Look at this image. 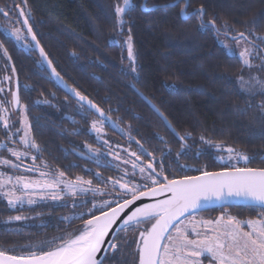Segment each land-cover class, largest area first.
Listing matches in <instances>:
<instances>
[{"label": "trees", "instance_id": "16d2710c", "mask_svg": "<svg viewBox=\"0 0 264 264\" xmlns=\"http://www.w3.org/2000/svg\"><path fill=\"white\" fill-rule=\"evenodd\" d=\"M130 1L120 27L115 9L124 0H0V75L12 70L10 58L31 140L39 146L37 161L73 180L105 182L117 174L75 155L102 146L90 131L95 115L53 80L19 11L56 72L115 123L116 127L104 125L110 143L152 157L169 179L231 168L219 156L227 148L249 158L242 167L264 168V0H189L187 12L204 8V22L198 14L181 19L185 1L148 12L141 9L143 0ZM175 1L147 0V6ZM10 17H16L27 44L6 31ZM211 21L221 33H244L258 45L262 63L245 68L239 56L228 54L219 43L218 37L224 35L206 24ZM129 37L135 72L123 45ZM134 87L163 113L183 141ZM102 198L65 196L15 210L0 196V250L23 255L44 241L78 234L88 210ZM222 212L243 221L264 218L259 207L242 205L199 214L217 218ZM82 213L83 219L75 218ZM16 215L23 219L14 220ZM149 226L130 225L119 231L116 249L102 264H139L137 237Z\"/></svg>", "mask_w": 264, "mask_h": 264}, {"label": "snow or ice", "instance_id": "6c2138e0", "mask_svg": "<svg viewBox=\"0 0 264 264\" xmlns=\"http://www.w3.org/2000/svg\"><path fill=\"white\" fill-rule=\"evenodd\" d=\"M124 3L125 7L117 6L115 9L118 17L128 10L129 0H124ZM187 7L186 0L181 15L190 18ZM197 14L203 16L202 7L191 15ZM3 15L7 16L8 13L3 12ZM23 23L27 25L28 19L26 18ZM117 23L122 27L124 21L120 18ZM210 23L214 25V21ZM206 26L201 23V27ZM28 32H32L31 26L28 27ZM16 33V38L20 39L18 29ZM239 36L243 38L244 33H240ZM32 39H36L34 34ZM40 51L42 56L45 55L42 48ZM5 55H7L6 50ZM244 55L245 53L242 52L241 56ZM128 58L133 62L132 71L135 72L131 37L128 41ZM245 63L247 64V60ZM52 71L55 72V69L53 68ZM2 91L3 89H0V92ZM75 95L80 101L88 100L79 92ZM13 99L19 104L18 93L13 94ZM88 104L96 108L101 122L108 119L103 110L92 104V101L88 100ZM7 126L5 120V127ZM92 127L100 131L97 122H94ZM27 137L28 125L25 118L23 137L25 144L29 142ZM31 146L39 150V146L34 142ZM9 151L19 159L21 155L19 152L11 149ZM227 151L232 153L233 149L229 148ZM132 155L136 154L132 153ZM241 158L245 161L249 159L247 156ZM35 159L36 157H33V160ZM0 162L5 165L11 163L9 160ZM136 167L137 165L133 163V169ZM139 171L144 183H132L131 180L121 183L116 180L113 182V188L119 185L123 190L119 199L105 201L100 205L93 204V208L88 210L86 219H83V213L75 217L83 219V227L78 234L68 233L66 237H60L58 242L55 238L52 241H44L36 246V250H29L23 255H12L6 250H0V264H102L98 254L107 252L109 247L113 250L117 247L112 242L110 233L124 231L130 225L143 224L151 226L139 232L137 242L139 264H203L204 259L208 260V264H264V218L240 221L236 217L221 214L216 220L195 223L191 220L185 223L184 219L214 200L226 201L229 198L250 201L253 207L264 210V168L233 166L225 167L221 171H203L198 176L186 175L172 179L163 174V167L160 172H156L153 162H149L146 167H140ZM59 176L63 177L64 173L60 172ZM76 181L88 185L92 183L90 180L84 181L82 177H77ZM17 183L22 184L24 190L33 188L44 190L53 189L61 182H30L24 177H19ZM77 183L65 182L64 189L75 196ZM79 190L84 191L83 188ZM25 194L31 195L27 191ZM5 195L9 197V205L22 202V197L16 196L15 192H8ZM57 198L53 193L52 199ZM33 202L32 199L28 201L29 204ZM14 219L20 220L21 217L17 216ZM196 223L201 224L205 231H198ZM189 224H193L191 230ZM116 225L119 227L114 228ZM245 227L250 230L246 231Z\"/></svg>", "mask_w": 264, "mask_h": 264}, {"label": "rangeland", "instance_id": "374dc122", "mask_svg": "<svg viewBox=\"0 0 264 264\" xmlns=\"http://www.w3.org/2000/svg\"><path fill=\"white\" fill-rule=\"evenodd\" d=\"M131 5V1L129 0V7ZM120 7H125V3L123 2L122 5H118ZM117 7V6H116ZM128 7V8H129ZM117 15V14H116ZM123 14H121L120 17L117 16V21L118 19L122 18L123 19ZM19 30L18 35L20 36V39H17V33L16 30ZM10 34H12L15 39L17 40L18 43H24L27 44L26 42V34L24 33V31L22 30V28L20 27V25L16 26V28H12L10 31ZM128 41L129 38L124 40L123 45L126 47L127 49V54H128ZM218 41L219 43L224 47V49L227 51L228 54L231 55H237L240 57L241 61L243 62V65L245 68H252V67H258L259 64L262 63V57L259 56V47L256 43H254L253 41H251L248 38H239L237 40H231L227 37L224 36H219L218 37ZM245 53L244 56H241V53ZM245 60H247V64L245 63ZM82 104V103H81ZM83 105V104H82ZM18 120H17V128H16V133L17 136L15 138V142L17 143L16 148L13 149V151L19 152L21 155L19 157V159L16 156L12 155V152H9V155H5L4 153L0 152V161L2 160H9L11 163L10 164H3L2 162H0V195L7 199V201L9 200V197L7 195H5V193L8 192H15L16 196H20L22 197V202H16L14 205H9L10 207L14 208L17 205H22V204H28L29 199H32L34 202L31 204H36L39 202H46V201H58L61 200L63 197L65 196H73L71 195L67 190L64 189V183L65 182H73V183H77L76 179L75 180H70L68 179L65 175L63 177L59 176L60 171L57 170H53L52 168L46 166L44 163H41L39 161H37V159L33 160V157H36V148H33L31 146V144L33 143L31 140V136H30V132H29V125H28V121H27V125H28V143L25 144L23 137L25 135V118L27 120V115L25 112V106L23 104H20L19 108H18ZM94 122H97V128L100 129V131H97L96 128H93L92 125ZM105 122L108 123V121H102L100 120V117L97 115H95V117L91 118V123H90V131L96 136L97 140L101 143L102 145V149L105 152H102L100 150H98L97 148H90L88 149V153H90V155H92L93 157L99 158L102 155H106L111 163V165H113V167L118 168L122 171V173H127L128 176H124L123 174H119L118 176H114L113 180H111L108 184V187L103 190V189H98L95 188L92 183L91 185L88 184H83V183H77V195H95V196H99V194H101V196H108L110 198H105L103 197L101 200H99V205L102 204L105 201H112L115 200L114 198H112L115 195V192H117L116 190L119 188V185H116L115 189L113 188V182L116 180H119L121 183L126 182L131 180L132 183H140L137 182L135 180H133L132 178L135 176H139V178H142V174L139 171L140 167H144L143 165L137 163L135 157L137 155H132V153L137 154L136 152H132L131 150H129L128 147L124 146V145H119V144H113L110 143L107 139H106V131L104 128ZM111 124V123H110ZM112 125V124H111ZM114 127L115 123H114ZM229 148H227L228 150ZM222 154H219L220 159L222 162H226L230 167L236 166V167H242V165H244V163H246L247 161H245L244 159H242V156H246L244 153L242 152H232L229 153L228 151H224L222 150ZM107 152V153H106ZM21 161H24L26 163H28V165H25L24 163H21ZM133 163H135L137 165V167L135 169H133ZM13 165H15L16 167H13ZM27 169H31L30 171ZM41 173H43L44 175L42 176ZM134 173V175H133ZM146 175V173L144 174ZM19 177H24L25 180L27 181H48V182H56V181H60L61 183H59V185L53 189H38V188H33V189H28V190H24L22 187V184L17 183V179ZM138 178V179H139ZM10 179V182H8ZM84 181H88V180H84ZM83 188L84 191H80L79 189ZM92 189H95V191H92ZM120 189V188H119ZM25 191H27V193L31 194H25ZM55 193L57 195V199H52V194ZM120 193H122V191L120 190ZM74 197V196H73ZM121 197V196H119ZM105 198V199H104ZM221 214H225L226 216H230L228 212H222L220 213L217 218L219 216H221ZM19 217H21V219H23V216L21 215H17ZM15 216V217H17ZM14 217V218H15ZM13 218V219H14ZM217 218H207L203 215H191L190 217H186L185 219V223H188L189 220L195 222H200V221H204V220H216ZM263 218V217H260ZM259 218V219H260ZM16 220V219H14ZM239 220V219H237ZM256 220V219H254ZM243 221V220H240ZM244 221H248V220H244ZM196 229L198 231H205L204 227L201 224L196 223L195 224ZM193 227V224H189V230H191V228ZM245 230H250L247 227H245ZM203 259V258H202ZM203 264H208V260L204 259L203 260Z\"/></svg>", "mask_w": 264, "mask_h": 264}, {"label": "flooded vegetation", "instance_id": "af4514ba", "mask_svg": "<svg viewBox=\"0 0 264 264\" xmlns=\"http://www.w3.org/2000/svg\"><path fill=\"white\" fill-rule=\"evenodd\" d=\"M0 10L3 11V8H0ZM2 11H0V12H2ZM9 11H11L10 8H9ZM5 17L7 18L8 15L5 16ZM20 18H21V14H20ZM9 19L10 20L7 21V25H6L5 29L9 33V35L13 36L12 34H10L9 31L12 28H16V26L18 25V21H17L16 17H10ZM21 22H22V20H21ZM23 27H24V25H23ZM24 29H25V27H24ZM27 35H28V33H27ZM3 52L5 54L4 50H3ZM5 56H7V55H5ZM10 61H11V59L9 60V62ZM10 65H11V62H10ZM0 89H3V91L0 92V152L4 153L5 155H9V152H10L9 149L13 150L14 148H16V145H17V143L15 142V138L17 136V133H16L17 126L16 125L18 124L17 123V120H18V118H17L18 117V108L20 106V103H19V105L16 106L15 105V101L13 99V94L17 90V78L14 76V73H13L12 70H10V72H4L2 75H0ZM86 108L89 109L88 107H86ZM89 110L92 112L93 115H96L91 109H89ZM5 120L7 121V125H8L7 127H5ZM105 121H107V120H105ZM108 123H110V122L108 121ZM101 147H99L98 150H100L102 152H105ZM79 152H81V153H79ZM79 152L76 151L75 155L77 157L81 158L82 160L88 161V162H90V163H92L94 165H98L99 167H109V168L115 169V170H117V174L115 176H118L119 174H123L124 176H128L127 173H122V171L120 169L115 168V167H113V165H111V163H110V161H109V159L107 157V154L106 155H102L99 158H96V157H93L92 155H90V153H88V152H83V151H79ZM137 158H139V159H137ZM135 159H136L137 163L143 165L144 167H146V165L149 162H153V166H154L156 172H160L155 166L156 165L155 159H153L152 157H148L146 159L141 154V155H137L135 157ZM21 163H24L25 165H28V163H26L24 161H21ZM97 172L100 174L99 170ZM113 178L111 176H107L105 182L92 183V185L95 188H98V189L102 188L103 190H105L108 187L109 182L111 180H113ZM138 178H139V176H138ZM138 178H137V176H135V178L133 177L132 179L137 181V182H140V183H144L145 182L141 178H139V179ZM158 178L162 179V177H158ZM70 180H73V179H70ZM120 190L121 189H119V188L116 190L117 192H115V195H116V198H114L115 200L119 199L120 198L119 196H122V194L120 193ZM121 191L123 193V190H121ZM106 195H104L103 197L110 198V197H108ZM1 199L5 200L6 203L8 204V206H9V203H8L7 199L3 198L2 196H1ZM46 202H48V201H46ZM31 205H33V204H29V205L28 204H22V205H17L14 208H12V207L11 208L17 210V209H20L22 207L27 208V207H29ZM203 212H205V211H203ZM196 214H199V213H196ZM196 214H193V215H196ZM210 219H213V218H210Z\"/></svg>", "mask_w": 264, "mask_h": 264}, {"label": "water", "instance_id": "95a60500", "mask_svg": "<svg viewBox=\"0 0 264 264\" xmlns=\"http://www.w3.org/2000/svg\"><path fill=\"white\" fill-rule=\"evenodd\" d=\"M182 1H185V3H186V0H176L175 2H171V3H168V4H165V5H162V6H151V7H148L147 6V0H143V2H142V4H141V9L144 11V12H148V11H150V10H154V9H156L157 7H166V6H169V7H173V6H175V5H177L178 3H180V2H182ZM187 3H188V5H189V0H187ZM185 7V6H184ZM183 7V8H184ZM187 9H188V7H187ZM198 9H201V7H199V8H197L196 10H198ZM203 9V16L201 17V21L202 22H204V20H203V17H204V12H205V10H204V8H202ZM196 10H194L193 12H195ZM188 13V12H187ZM20 14H21V20H22V23H23V21L25 20V17H24V15L22 14V12L20 11ZM189 14V13H188ZM189 15H191V14H189ZM180 16H181V19L182 20H184V21H186L188 18H189V16H182L181 15V11H180ZM206 24H208V25H212L213 27H214V29L216 30V32H218L219 34H222V35H224L225 37H227V38H229V39H231V40H237V39H239V38H241L240 36H239V34H237V35H231V34H227V33H221L218 29H217V26L214 24H211V23H206ZM23 25H24V27H25V29H26V31H27V33H28V36H29V39H30V41H31V43L33 44V46H34V48L36 49V51L38 52V54H39V56H40V58H41V60L43 61V63H44V65H45V67L47 68V70L49 71V73L51 74V76H52V78H53V80L65 91V92H67L70 96H72L74 99H76L78 102H80V103H82L83 105H85L86 107H88L89 109H91L96 115H98L99 116V114L97 113V111H96V108H92V107H90V105L88 104V100H85V101H80L79 100V97H77L76 95H75V93L77 92V91H75L73 88H71L66 82H65V80H63V78L56 72V70H55V72H53L52 71V69L54 68L53 67V65H52V63H49V59H48V57H47V55L45 54V52H44V54L45 55H41V51H40V49H41V46H40V44L39 43H37L38 41H37V39H35V40H33L32 39V36H33V32H31V33H29L28 32V27H29V24H27V25H25L24 23H23ZM243 38H247V36L244 34V37ZM10 60V59H9ZM11 62V61H10ZM51 62V61H50ZM11 67H12V71H13V69H14V71H13V73H14V76L16 77V73H15V68H14V65H13V63L11 62ZM58 74V75H57ZM134 89H135V91H136V93L141 97V98H143L144 100H145V102L150 106V108L163 120V122L165 123V125L167 126V128L178 138V139H180L181 141H183V139L181 138V136L179 135V133L173 128V126L171 125V123L169 122V120L163 115V113L141 92V91H139L137 88H135L134 87ZM15 93H18V91L16 90V92ZM19 103H20V100H19ZM93 104V103H92ZM15 105L17 106V105H19V104H16L15 103ZM95 105V104H94ZM97 107V106H96ZM98 108V107H97ZM108 118V117H107ZM107 121H109L113 126H114V122L113 121H111L109 118L107 119ZM218 171H221V170H218ZM201 173H199V174H197V175H193V176H198V175H200ZM182 178V177H181ZM240 205H242V206H252V203L250 202V201H245V200H243V199H241V198H229L228 200H221V201H212V202H210L206 207H204V208H202L201 210H199V211H197V212H194V213H192V215L193 214H196V213H199V212H203V211H207V210H211V209H214V208H220V207H228V206H240ZM151 226V225H150ZM149 226V227H150ZM115 227H119V225H116V226H114V228ZM148 227V228H149ZM118 234V232H113V233H110V238L112 239V242L114 243V239L116 238V235ZM138 240H139V234H138V237H137V242H138ZM112 253L113 252V249H111L110 247L108 248V250H107V252H104V253H102V254H98V256L101 258V260H102V262L104 261V259H105V257H106V255H107V253Z\"/></svg>", "mask_w": 264, "mask_h": 264}]
</instances>
